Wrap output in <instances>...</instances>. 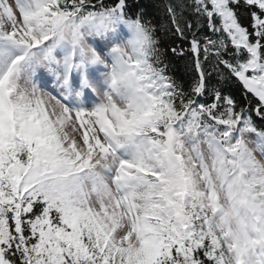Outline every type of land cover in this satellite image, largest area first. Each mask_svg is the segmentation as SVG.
Here are the masks:
<instances>
[{
    "label": "snow or ice",
    "instance_id": "snow-or-ice-1",
    "mask_svg": "<svg viewBox=\"0 0 264 264\" xmlns=\"http://www.w3.org/2000/svg\"><path fill=\"white\" fill-rule=\"evenodd\" d=\"M0 264H264V0H0Z\"/></svg>",
    "mask_w": 264,
    "mask_h": 264
},
{
    "label": "trees",
    "instance_id": "trees-1",
    "mask_svg": "<svg viewBox=\"0 0 264 264\" xmlns=\"http://www.w3.org/2000/svg\"><path fill=\"white\" fill-rule=\"evenodd\" d=\"M163 36V34H162ZM162 43L167 46L169 44V37L168 36H163V40H162Z\"/></svg>",
    "mask_w": 264,
    "mask_h": 264
}]
</instances>
